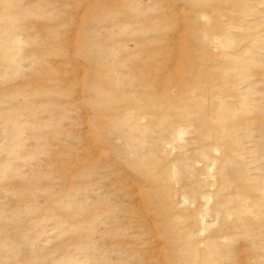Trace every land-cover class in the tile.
<instances>
[{"label": "rangeland", "instance_id": "374dc122", "mask_svg": "<svg viewBox=\"0 0 264 264\" xmlns=\"http://www.w3.org/2000/svg\"><path fill=\"white\" fill-rule=\"evenodd\" d=\"M0 264H264V0H0Z\"/></svg>", "mask_w": 264, "mask_h": 264}]
</instances>
